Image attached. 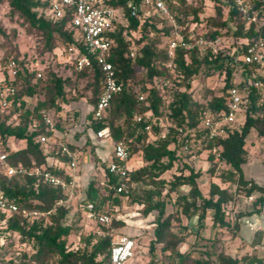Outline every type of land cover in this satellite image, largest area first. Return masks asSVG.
<instances>
[{
  "label": "trees",
  "instance_id": "trees-1",
  "mask_svg": "<svg viewBox=\"0 0 264 264\" xmlns=\"http://www.w3.org/2000/svg\"><path fill=\"white\" fill-rule=\"evenodd\" d=\"M5 1L10 5V14L16 15L27 24L28 31L42 37L44 47L41 55L53 53L56 57L57 49L68 53L71 43L78 40L80 54L89 57V61L82 67L81 55L75 58L72 65L73 72L76 73L74 79L63 77L48 66L44 67L41 76H38L36 68L27 63V59L21 56L19 46L14 43L17 30L7 32L0 26V38L3 37L0 47L4 50L0 64L5 65L12 60L17 69L16 77L12 81L16 90L8 98L9 106L3 108L0 102V148L8 153L7 163L15 167L44 165L57 175L68 178L65 165L69 158L58 145V140L67 128L64 123L68 122L74 136L78 138L87 135L83 143L66 138L69 148L85 154L87 146L92 144L93 168L101 167L105 174L101 187L95 184L93 172L85 188L81 190V186L78 187L77 193L81 192L79 203L93 201L98 204V210L110 212L121 203L124 194L115 192L114 184L118 177L109 170L108 165L115 142L121 139L129 143L131 158L137 153L143 162L130 170L129 197L135 184L141 185L143 194L137 198V202L142 204L138 210L140 217L121 220L113 215L109 227L96 223L100 226L98 230L105 233L94 230L82 234L80 246L69 248L67 240L73 229L69 219L72 213H78L74 208V200L69 201L62 188L44 183L36 177L20 172L8 174L6 163L0 160V194L15 201L19 206V211L8 215L4 240L0 241V264H111L114 235L106 232L121 223L124 228L117 233L135 239L136 244L138 237L147 229L151 230L153 238L149 247L152 261L158 259L157 244L162 243L163 250L170 251L172 263L169 264H184L189 258V252L181 250L180 243L188 233L194 231H197L198 239L210 210L215 226L230 227L225 205L234 199L235 193L241 192L253 197V207L246 214L264 209V182L248 176L245 170L248 164L246 144L249 134L254 129L258 135L264 136L262 91L256 84L259 81L264 85V76L255 73L253 65L238 63L237 60L238 55L245 49V41L252 42L264 33V22L262 25L258 24L259 19L264 17V0H247L251 5L252 15L256 16V22L251 24H247L231 0H221L229 4V19L223 18L224 8L221 4H217L216 14L202 18L203 5L183 12L182 7L186 0H165L171 11V15H162L163 19L169 21L167 27L159 26L155 20V15L160 13L154 7L149 11L140 10L138 14L133 15L127 7V0H111V4L124 6L125 10L124 18L114 21L113 27L106 34L113 41L108 59L114 65L122 90L114 95L102 119L95 118L94 113L103 92V71L94 55L83 44L78 31L71 26L73 12L68 11L64 17L54 19L46 15L52 0H0V6ZM190 14L193 15L192 18L189 17ZM173 19L186 26L182 33L188 40L195 39L201 33L200 29L207 38L232 34L241 39L240 50L231 52L228 46H223L217 52L209 49L203 53L198 45L191 48L180 46L174 57L175 68L171 69L168 67L170 57L166 48L174 29ZM230 21H233V26ZM164 35L167 38L163 37ZM239 69L244 76L237 79L235 75ZM215 72L223 76L222 93L214 95L211 92L206 100H198L194 94V80L197 76H209ZM83 78H87L88 83L80 89L78 81ZM234 85L248 89L243 101L244 122L227 127L225 135L212 139L206 137L204 141L210 150L218 148L219 160L224 167L220 172L222 181L235 184L236 190L233 193L229 186L223 188L213 181L208 195H205L198 183L202 171L195 170L188 161L200 150H192L189 153L180 150V142H177L175 134L181 130L194 129L193 134L203 135L201 125L205 111L213 114L227 111L228 89ZM89 90L91 94L85 102L82 97L86 96ZM142 94H145V97L140 100L139 96ZM61 102H70L73 110V114H67L65 119L58 114L63 110ZM50 114L55 121L56 131L50 130L45 120V116ZM139 115L144 116L143 121L137 120ZM147 123H151V130L145 129ZM106 125L111 128V136L108 138L113 148L102 157L97 148L105 138L98 137L97 131ZM164 128L169 130L162 136ZM88 131L91 135H88ZM44 134L51 138L48 145L40 140ZM12 139L24 140L26 145L13 148ZM173 141L177 145L171 148ZM88 156L90 155L80 158L79 163L88 160ZM210 157L214 158L213 155ZM213 158L211 161L214 164L207 169L212 172L217 166ZM176 163L181 172L174 174L173 179L166 180L162 175ZM182 186H188L186 193L179 192ZM173 191L179 192L176 203L180 214L187 219L178 231L172 230V216L166 215L165 197ZM34 200L38 202L34 203ZM24 210H38L43 212V215L29 218L23 214ZM1 215L5 217L7 213L1 212ZM82 215L87 220L83 212L79 211V216ZM242 216L232 225L239 230L238 235H241ZM178 219L180 220V217ZM17 234L20 235L21 241L32 242L35 250L32 254L23 252L19 256L6 259L5 254L11 245L9 236ZM218 259L220 264H264V256H258L256 252L242 256L220 253ZM198 264L203 262L198 261ZM204 264L212 263L205 260Z\"/></svg>",
  "mask_w": 264,
  "mask_h": 264
},
{
  "label": "rangeland",
  "instance_id": "rangeland-1",
  "mask_svg": "<svg viewBox=\"0 0 264 264\" xmlns=\"http://www.w3.org/2000/svg\"><path fill=\"white\" fill-rule=\"evenodd\" d=\"M186 4L183 5L182 11H189L192 8L203 5L204 12L201 13V17L205 18L208 15L216 14V6L217 4H221L224 8L223 18L229 19L228 7L229 4L221 1V0H186ZM183 14V13H180ZM190 18L193 17L192 14L189 15ZM155 20L158 22L159 26L167 27V23L169 22L167 19H163L162 15H155ZM264 22V17L259 19V25H262ZM230 24L233 26V21H230ZM0 26L6 30L7 32H12L13 30H17V36L14 40V43L19 46L21 56H24L27 59V63L32 67L36 68L37 71H41L44 67H51L57 71L58 74L63 77H71L75 78L76 73L73 72V63L76 58V54L73 53H63L61 49L56 50V57H54L53 53H46L41 55V50L44 47V41H41V36L36 33H32L27 30V24L23 23V21L18 18L16 15L10 14V5L7 1H5L0 6ZM199 32H203L202 29ZM165 37V35L163 36ZM167 38V37H165ZM223 46H228L230 51L240 50V40L232 34H226L222 36ZM167 41V39H165ZM169 40V38H168ZM3 41V37L0 38V44ZM3 49L0 47V58L3 56ZM38 59V61H34V59ZM141 70V68H138ZM1 77L3 74L0 72ZM244 75L241 74V69L236 71L235 77L237 79L242 78ZM88 83L87 78L80 79L78 81V87L82 89ZM195 87V97L198 100H206L209 96V93L221 94L222 87L224 85L223 76L217 72L213 75H200L197 76L193 82ZM258 85L262 91V99L261 104L264 106V85H262L258 81ZM74 91H72V94ZM90 90L86 96L82 97V100L85 102L90 97ZM80 96V95H79ZM63 111L66 114H73V110H71V103L69 102H61ZM168 128H164L161 135L164 136L168 132ZM193 130L188 131H180L175 136L177 137L179 145V149L185 151L186 153L191 152L192 150H200L196 156L193 158H189L188 161L194 166L195 170H201L202 175L198 178L199 186L203 192V194L208 195V191L210 188L211 182L219 183L223 188L228 187L232 189L233 193H235L236 185L230 183L229 181L223 182L220 176V172H222L223 168L221 161L217 158V153L214 152V149L210 150L207 148V142L202 141L198 142V138L194 140ZM187 132L189 135H186ZM252 133V134H251ZM248 136V142L246 144L247 147V160L250 161L251 164H247L245 167L246 174L248 176H252L257 178L259 181L264 182V138L258 135L257 131L254 129L251 131ZM88 135H91L90 131H88ZM87 138V135L84 134L81 138L75 139L78 143H83ZM193 140V141H192ZM193 142V143H192ZM11 145L13 148H22L26 145V141L20 139H12ZM176 142L173 141L170 144L171 148L176 147ZM92 144H89L85 150V156L89 154L88 160L80 164V168L78 167V171L82 170V180H81V190L85 188L88 179L92 176L96 178L95 184H98L100 187L102 186L105 180L104 170L101 167L93 168V151H91ZM113 148L112 142L109 138H105L100 142V145L97 148L102 157H105L109 150ZM218 149V148H217ZM211 155L214 156L213 160L217 162V166L215 167L214 172L207 169L214 164L211 161ZM191 155H189L190 157ZM135 160H139V154L134 155ZM181 161H179V165L181 166ZM140 164V162H138ZM137 164V165H138ZM142 164V163H141ZM94 169V171H92ZM181 171L176 165L166 171L162 176L166 178V180H171L174 177V174H179ZM186 172H189L186 170ZM188 191V186H182L179 192L186 193ZM79 192V191H78ZM177 191L171 192L168 196L165 197L167 206H166V215L172 216V230L178 231L179 227L187 222V219L184 215L180 214L179 206L177 205ZM143 194V189L140 184H135L133 187V191L130 197L122 198L121 203L113 207V215L115 218L123 219V220H133L141 215L138 213V210L142 207V204L137 202V198ZM37 203L38 201H33ZM75 210H78V213H72L70 216V222L73 224V229L68 236L67 245L69 248H76L80 246V239L82 234H88L91 231H96L100 229L99 224L96 222H92L84 219L79 216V202L74 200L73 202ZM253 207V199L249 196H246L243 192L236 194L233 200L229 201L225 205L227 220L230 221V227H220L219 225H214L211 217L212 211H209V216L205 220V225H203V229L201 231V235H199L197 239V231L192 233H188L180 243V248L183 251L189 252V258L187 262L184 264H198V261L203 262L205 260H209L212 264H220L218 259V254H225L231 256H240L244 254V243L240 242V239H237L239 230L236 227H232L233 222L239 219L241 215L242 218V227H241V238L248 243L260 247V251L264 252V209L262 211L253 212L251 214H246L248 210ZM245 214V215H244ZM180 217V220L178 219ZM124 228V225L121 223L114 227V232L117 234ZM236 229V230H235ZM100 231V230H98ZM11 238V239H10ZM153 238L151 234V230L147 229L146 232L137 238V247L135 257L128 260L126 264H169L172 263L170 259V251H164L162 248V243L157 244V260L152 261V252L150 250L149 244L151 239ZM10 247L7 250L5 256L6 259L16 257L21 255L23 252H27L28 254H32L34 252L33 243L30 241H21L20 235L9 236ZM246 244V243H245ZM243 245V246H242ZM252 245V246H253ZM253 249V248H252ZM250 249L249 252L252 250Z\"/></svg>",
  "mask_w": 264,
  "mask_h": 264
},
{
  "label": "built area",
  "instance_id": "built-area-1",
  "mask_svg": "<svg viewBox=\"0 0 264 264\" xmlns=\"http://www.w3.org/2000/svg\"><path fill=\"white\" fill-rule=\"evenodd\" d=\"M233 4L239 9L242 17L247 21V24L256 22V16L251 13V5L247 0H231ZM127 7L130 9L131 14L136 15L140 10L149 11L154 7L161 15H171L169 6L165 0H127ZM68 11L73 12L71 26L74 27L82 42L91 54L94 55L99 66L103 71V92L98 100L94 117L102 119L107 112L111 100L114 95L122 90V84L117 79L116 70L113 63L108 59L109 51L113 45L112 39L106 34L113 27L114 21H120L124 18V6H114L111 0H52L50 8L46 11L48 17L59 19L66 15ZM172 24L174 29L172 36L168 40L167 54L170 57L168 67L175 68L174 57L178 47L191 48L193 45H198L204 53L207 50L213 52L219 51L223 47V38H207L201 32L195 39H187L182 33L185 25L180 24L173 19ZM78 39V38H77ZM77 41L71 43L68 47V53L76 54V58L80 56L81 50L77 45ZM246 46L241 52L237 60L238 63L253 65L255 73L264 76V33L260 34L252 42L245 41ZM67 53V54H68ZM89 61V57L81 55L80 66ZM0 72L3 77L0 79V102L3 108L9 106V96L16 90L13 80L16 77L17 69L14 62L9 60L5 65L0 64ZM6 72L8 73L6 75ZM37 75L41 76V71H37ZM258 85V82H256ZM247 88H241L238 85L231 86L228 89V110L219 114H213L210 111H205L202 117V129L204 134L197 136L194 134V140L198 138V142L204 141L207 138H215L227 133V127L235 124H242L245 119V112L243 107L244 97L247 93ZM145 94L139 96L143 100ZM143 115L137 117L138 121H143ZM46 122L52 131H56V124L50 115L45 116ZM145 129L151 130V123H147ZM98 137L108 138L111 136V128L106 125L97 131ZM43 144L48 145L51 142L49 135L44 134L40 137ZM193 141V140H192ZM193 143V142H192ZM63 153L69 158L65 168L69 174L68 178L57 175L52 170L46 168L44 165L25 166L20 165L15 167L7 163L8 153L0 148V160L6 163L7 173L13 175L17 172L36 177L44 183H49L63 189L69 201L75 200L77 196V178H78V163L80 159V152L72 150L66 143L64 137L58 140ZM217 153V148L214 149ZM217 158H219L217 153ZM131 159V147L129 143L124 140L115 142L113 154L109 161V170L114 173L118 180L114 184L116 193L124 194L123 198H128L131 193L129 187L130 170L129 161ZM253 199V197H250ZM110 200H108L109 202ZM80 210L83 212L87 220L100 223L105 226H110L113 213L108 210H98V204L93 201H83L79 203ZM19 211V206L15 201L10 200L8 197L0 194V241L4 240V230L7 228L8 215L13 212ZM1 212L7 213L5 217ZM23 214L29 218H36L43 215V212L38 210L27 211L24 210ZM105 233L103 230L100 233ZM114 235L113 244L111 247V264H126L129 259L135 257L136 253V240L122 234H116L114 228L108 232Z\"/></svg>",
  "mask_w": 264,
  "mask_h": 264
},
{
  "label": "crops",
  "instance_id": "crops-1",
  "mask_svg": "<svg viewBox=\"0 0 264 264\" xmlns=\"http://www.w3.org/2000/svg\"><path fill=\"white\" fill-rule=\"evenodd\" d=\"M0 77H1V74H0ZM1 79V78H0ZM59 115H61L64 119L67 117V114H66V112H64L63 110L60 112V113H58ZM50 116L53 118V116H52V114H50ZM65 125H66V129H65V131H64V133H63V135H62V137H64L65 139L66 138H68V139H70V140H74L73 138H76V139H79V138H81L83 135H81V136H79L78 138L76 137V136H74L72 133H71V128H70V123H68V122H65L64 123ZM75 124L77 125V122H75ZM252 134V133H251ZM261 138H264V136H262ZM247 142H248V138H247ZM85 156V154H83V152H81L80 151V158H83ZM139 158H141L140 156H139ZM138 162H140V164H138ZM141 163H143L142 162V158L141 159H139L138 161L137 160H135V157L133 156L131 159H130V161H129V165H130V167L131 168H136V167H138V166H140L141 165ZM138 164V165H137ZM248 164H251L250 163V161L248 160ZM79 168H80V164H79ZM81 169V168H80ZM82 175H83V172H82V170H79V172H78V178H77V182H78V185H77V190H78V187L80 188V186H81V178H82ZM81 196V192H78L77 193V196H76V198H75V200L76 201H78V198ZM79 202V201H78ZM237 239H240V242H243L244 244V254L245 253H252V252H256L257 254H258V256H264V252L263 251H260V247L259 246H255V245H253V244H251L250 246L248 245V243L247 242H245L242 238H241V235H238L237 236ZM246 243V244H245ZM242 245V246H243ZM253 245V246H252ZM253 248V249H252ZM250 249H252L250 252H249V250ZM240 256H242V255H240Z\"/></svg>",
  "mask_w": 264,
  "mask_h": 264
}]
</instances>
